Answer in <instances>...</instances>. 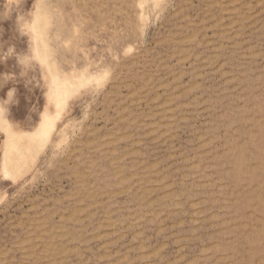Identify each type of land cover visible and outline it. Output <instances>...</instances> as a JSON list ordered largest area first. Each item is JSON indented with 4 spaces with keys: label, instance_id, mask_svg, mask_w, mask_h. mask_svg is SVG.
Listing matches in <instances>:
<instances>
[{
    "label": "rangeland",
    "instance_id": "1",
    "mask_svg": "<svg viewBox=\"0 0 264 264\" xmlns=\"http://www.w3.org/2000/svg\"><path fill=\"white\" fill-rule=\"evenodd\" d=\"M0 264H264V0H0Z\"/></svg>",
    "mask_w": 264,
    "mask_h": 264
},
{
    "label": "bare ground",
    "instance_id": "2",
    "mask_svg": "<svg viewBox=\"0 0 264 264\" xmlns=\"http://www.w3.org/2000/svg\"><path fill=\"white\" fill-rule=\"evenodd\" d=\"M55 123V122H54Z\"/></svg>",
    "mask_w": 264,
    "mask_h": 264
}]
</instances>
